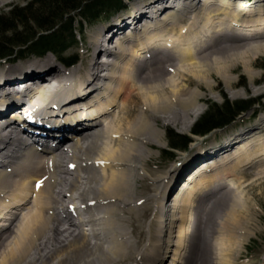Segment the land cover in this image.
I'll return each instance as SVG.
<instances>
[{"label": "bare ground", "instance_id": "bare-ground-1", "mask_svg": "<svg viewBox=\"0 0 264 264\" xmlns=\"http://www.w3.org/2000/svg\"><path fill=\"white\" fill-rule=\"evenodd\" d=\"M6 1L0 0V5ZM135 1L143 3L127 12L129 19L124 20L121 15L103 27V32H109L107 37L104 34L105 39L119 36L120 40L115 38L112 44L104 46V39L97 35L94 43L97 49L94 47L91 58L84 57L86 62H82L80 69L61 70L52 60L29 67L18 63L6 68L1 65L0 123L4 117L1 114L6 111L9 118L18 116L20 119L15 110L5 108L10 104L19 106L18 92L23 90L20 86L39 95L55 97L52 98L54 103L65 100V106L80 101V113L83 102L88 107L85 111L89 117L98 113L101 117L91 121L74 118L71 122L69 115L76 113V106L69 109L64 105L61 108L49 106L31 115L33 126L47 131V135L38 134L39 129L30 126L21 134L9 125L0 126V162L3 164L0 167V249L6 245L4 241L14 239L9 251L1 250L0 264H109L137 250L124 229L127 220L120 212L127 208L138 215L140 210L141 197L134 193L141 179L137 157H142V148L134 141L125 142L126 137L119 140L121 135L117 132L127 130V136L138 135L142 143L149 139L147 135L152 131L148 121L158 114L166 122L183 121L182 124L189 127L190 120L201 112L197 107L200 93L189 91L167 76L188 61V66L198 68L191 69L192 75L207 87H213L205 78L210 69H215L218 76L231 85L233 79L228 73L233 61L244 59L245 49L257 52L264 48V0H129L127 5ZM241 2H245V7ZM175 6L182 13L177 18ZM123 27L126 32L118 34ZM225 40L229 42H223ZM164 46L176 57L167 59L162 50ZM99 52L102 59L91 61ZM157 65H162L163 69ZM181 71L189 72L184 68ZM248 75L252 78V73ZM132 87L137 91H129ZM70 94L74 97L67 101ZM135 97L145 108L141 121L126 128L120 123L113 126L118 116L107 126L102 123L118 100L123 106L121 118L125 119L132 113L128 104ZM49 114L51 123H38ZM49 135L55 138L56 144L41 152L47 149L44 143ZM110 136L116 140H110ZM67 139L70 140L66 142L68 145L63 146ZM229 140L219 151L196 155L201 160L215 153L177 184L169 198L170 209L166 212L163 209L165 214L159 217L158 245L145 250L147 254L136 253L141 259L148 258L149 264H163L167 253L173 251L168 264L237 263L236 254L230 253L233 248L225 247L223 242L220 248L213 249L215 244H210L209 240L211 237L222 240L225 231L241 227L246 214L242 194L237 190L227 213L214 217L215 209H220L219 204H222V197L215 193L229 183L228 176L237 177V172L242 173L253 163L256 167L264 163V119L253 130ZM168 187L170 184L164 180L163 197ZM204 198L211 201L200 214ZM224 200L228 205L230 198ZM31 203L33 208L23 214L22 210ZM203 217L204 225L198 226ZM198 242L202 247L211 245L214 262H208L207 253H199ZM38 250L43 253H37Z\"/></svg>", "mask_w": 264, "mask_h": 264}, {"label": "rangeland", "instance_id": "rangeland-1", "mask_svg": "<svg viewBox=\"0 0 264 264\" xmlns=\"http://www.w3.org/2000/svg\"><path fill=\"white\" fill-rule=\"evenodd\" d=\"M27 1L29 0H8L6 2L1 3L0 15L8 13L14 7L24 6ZM154 1L155 0H153L152 2ZM247 1L248 0H245V2ZM245 2H241L243 7H245ZM140 3L143 2H129L127 5V1L125 2L124 0L122 6L120 7V9H118V12L116 14L115 12H108L102 14L100 18L94 21L83 23L80 26L81 33L77 32L78 45L70 48L64 53V55L70 53H75L77 55L79 62L74 66V68L80 69L83 66L82 62L85 64V56L91 58L92 52L94 51V47H96L97 49V46L94 44L95 40L97 39V35H101L102 39H104V46L112 44L114 40L113 37L105 39L109 34V32H103V30L105 31V26L115 22L114 20L121 15L124 17L122 18L126 20L128 18L127 12L132 7L138 6ZM176 3L180 4L179 2ZM176 9L179 10V8ZM179 14H182L181 11H177V15L175 18L179 17ZM161 17H163V15ZM143 22H145L144 19L142 20V23ZM75 27L78 29L79 25L75 24ZM122 29L123 30H121L118 34H123L126 32V28L123 27ZM104 34L106 37L104 36ZM223 42L228 43L229 41L225 40ZM242 42H245V40H242ZM127 44L130 45V43ZM162 50L167 59H170L171 57H176L174 53H172L168 49H165V46L164 48H162ZM244 53L246 54V57L244 59L234 58L235 60L232 63V70L228 73V75L231 76L233 79L231 85H227L224 79L218 76V74L214 71L215 69H210L209 74L206 75L205 78L211 81L213 87H207L204 82L196 79L192 75L191 69L198 70V68H194L191 65L188 66L190 64L188 61L187 63H182V66L177 72H171L167 76L168 78L171 77L172 79L174 78L175 80H177L178 85L183 84L184 86L188 87L189 91H198L200 93V98L198 99L197 107L201 108V112L195 117V119L190 120L191 123L189 127H185V125L182 124L183 121H181V123L173 124L166 122L158 114L152 117V120L148 121L150 124H152L151 133L154 134L153 136L155 138H152L151 133H149L147 135L149 139L142 141L141 143L138 139V135L136 136L135 134H133V136H127L126 134H128L129 132L127 130L117 132L119 133V135H121V138L119 140H123V137H126L127 139L125 140V142H127V140L134 141L138 143L142 148V157H137V160L140 159L139 163L137 162V168L141 174V179L138 180L139 182L137 181L135 185L136 192L134 193V195L138 194V196L141 197L142 204L140 206V210H138V215H136L133 211L127 208H124L125 210L120 212L127 220V222H124V229L126 230V232H128L130 239L133 240L137 250L133 249V251L128 252L129 254L127 257H124L123 259L118 258L119 260L116 258L113 262L109 264H149V261L146 260L148 258L141 259L136 253H144L145 250H148L152 247H156L158 245L157 240L160 238L158 230L159 217L161 216V214H165V212L170 209L171 204L169 202V198L172 192L174 191L177 184L181 182L186 175H189L190 172H193V168H196L201 162L209 160L208 156L215 153L208 154L204 157L205 159L201 160H199L200 157L196 158V155L202 152H204L203 154L205 155L208 151L211 150L219 151L226 145V143L230 141L229 139L235 137L236 135H239L241 132L253 130L257 124L261 123V119H264V48L257 52H252L245 49ZM101 54V52L96 53L95 59L92 58L91 61L95 62L101 60ZM45 55L42 57H37L34 54H26L22 58H18L19 56L17 57V54H14L10 57H1L0 67L2 65L6 68L11 66V64L13 63H18V65L22 66H30V64L33 63H36V65H42L44 60H52L53 62H55L54 64L59 66V69L64 70L66 68L61 65L60 62H58L56 57L54 58L53 53H47ZM3 59H8L9 62L4 61ZM226 59L227 61L230 60L227 57ZM157 66L160 70L163 69L162 65ZM183 68L188 69L189 72L181 71L183 70ZM249 72L252 73V78L249 77ZM158 78L160 79L161 77L159 76ZM23 81H25V79ZM168 90L169 89L167 87L166 91ZM129 91L137 90L135 89V87H132ZM225 96L232 101L248 98H260L261 102L260 104L258 103L255 106V111L251 110L241 115L236 121H234L223 129L213 131L212 133L205 136L193 135L192 132L194 125L207 111L208 102L217 103L218 105H221L224 102ZM136 99V97L133 98V101L128 104L129 110L132 108V113H130V115L128 114V116H126L125 114V119L121 118V116L123 117V106L119 104L120 100H118V103L113 106L111 110H109V112L112 113L109 114L108 117L105 118V120H102V123L107 126V124L112 122V120L117 116L119 118L113 126H115L116 124L118 125L120 123V125L126 128L128 127V125L130 126L133 123L141 121L144 118L143 113L146 112L143 102L139 99ZM169 129H172L179 134L189 136L192 139L189 145L185 149H170L167 136V131ZM109 139L116 140V137L112 139V137L110 136ZM151 139H154L155 142L151 141ZM68 141L70 140H65L64 144L66 145L63 146H67L68 144L66 142ZM235 145L236 144H234V146ZM164 151H169L170 154H165ZM66 162L67 161H65V163L63 164L64 167L66 166ZM179 170H181L180 175L178 174ZM236 175L238 176H228L227 180L229 183L225 185L221 191L218 190L215 193L217 196L220 195L222 197V204H219L220 209H215L213 216L216 217L218 215L227 213L228 207L230 206V204H233L231 198H233L234 193L239 190L242 194V204H244V206L246 207V214L244 215L243 220L241 221V227L235 228L232 231H225L222 240H218L215 237H211L209 243L215 244L213 249L220 248L223 242L225 247L233 248V252L230 253H234V255L236 254L235 256L237 259L235 260V262L237 263L235 264H264V163L257 167L253 163L251 167H247L245 170L242 171V173L240 172V174L239 172H237ZM164 180L168 181V183L170 184V188L168 187V192L166 193L165 197H163V191H161ZM224 198H230V200L228 201V205L225 204L227 202H225ZM210 201L211 200L209 198H204L201 201L200 206L203 207V211H201L200 214L204 213V210L207 208ZM31 207L33 208L32 203L22 210L23 214L28 213ZM163 209L165 212L162 211ZM9 216H11L10 213L8 214V217ZM167 218L168 217H165V219ZM204 222L205 217H203V220H201V222L199 220L198 226H202V223L204 225ZM2 223L7 222L3 221ZM217 226H219V224H217ZM12 234L14 235V232ZM40 237L42 238V236ZM8 240L4 241L6 245L3 244L4 248L2 245L0 253L1 250L2 252L3 250L9 251L10 246H12L13 244L12 242H14V239L13 241ZM36 241H39V239H36ZM209 243L208 246L202 247L198 242L196 244V247L199 253H207V258L209 260H207L208 262H214L213 259H215V255L213 254L214 252L211 249V245L209 246ZM37 253L43 252L38 250ZM150 253L153 254L152 251ZM172 253L173 251L167 253L168 255L164 260L163 264L170 263Z\"/></svg>", "mask_w": 264, "mask_h": 264}, {"label": "trees", "instance_id": "trees-1", "mask_svg": "<svg viewBox=\"0 0 264 264\" xmlns=\"http://www.w3.org/2000/svg\"><path fill=\"white\" fill-rule=\"evenodd\" d=\"M129 1V0H125ZM124 0H29L24 6L12 8L0 15V58L55 53L62 62L75 64L77 55H64L78 44L77 32L81 25L94 21L108 12H118ZM78 24V29L75 27ZM78 30V31H77ZM27 52V53H23ZM19 58V57H18ZM260 98L230 100L226 96L221 105L208 102L207 111L195 123L193 135L205 136L223 129L241 115L256 110ZM264 106V105H263ZM262 106V107H263ZM264 108V107H263ZM170 149H185L189 136L167 131ZM170 154L169 151H164Z\"/></svg>", "mask_w": 264, "mask_h": 264}]
</instances>
